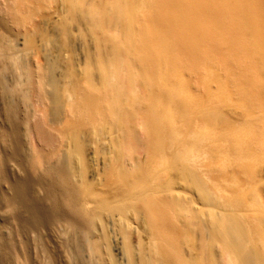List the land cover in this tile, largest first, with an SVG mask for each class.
<instances>
[{"label": "bare ground", "instance_id": "bare-ground-1", "mask_svg": "<svg viewBox=\"0 0 264 264\" xmlns=\"http://www.w3.org/2000/svg\"><path fill=\"white\" fill-rule=\"evenodd\" d=\"M8 1L27 26L32 13L20 4L33 0ZM48 1L63 15L33 26L36 37L23 34V48L0 19V169L25 236L64 220L66 264H264L255 168L264 166V0ZM69 23L92 42L83 64L64 58L73 53ZM37 42L47 66L28 58ZM21 106L37 119L31 143L39 125L67 122L65 148L47 155L36 146L24 160ZM230 110L244 112L242 123ZM98 122L106 132L75 126ZM89 147L104 157L90 180ZM5 158L16 162L12 177ZM42 235L37 245L57 264Z\"/></svg>", "mask_w": 264, "mask_h": 264}, {"label": "rangeland", "instance_id": "rangeland-1", "mask_svg": "<svg viewBox=\"0 0 264 264\" xmlns=\"http://www.w3.org/2000/svg\"><path fill=\"white\" fill-rule=\"evenodd\" d=\"M44 1L39 2V1L35 0V2H34V0H33V1L28 2V3L24 2L25 4L24 3L20 4V8H23V9H20V8L19 9L21 11L24 10L23 13H25V14L26 13L28 14V12L30 14L32 13L31 21L29 22V24H27V26H21V25H19L20 19L18 20V16H17L18 13L16 12V10H14L11 7L10 2L8 0H0V19L4 20L7 23V27L17 37V43L20 44L19 48H23V43H24L23 34L34 32V34H35L34 36L36 37V32L34 31L33 26H35L36 24H39V23H46V25L48 24L51 26L54 23L58 22V19H60L61 15H63V12L60 10L61 5H62L60 2H58V1L53 2V1H48V0H44ZM14 11H15V13H14ZM13 14H15L14 16H16V18L15 17L13 18ZM66 16H62V18L64 17L66 19ZM13 21H15L16 23ZM12 23L18 24L19 26L11 25ZM0 27H2V26H0ZM69 29H70V34L68 35V39H69V41H72L73 53L71 55V53H69L70 51L66 50L65 52H63L64 58L69 59L70 57L73 56L76 63L83 64L84 59H85L86 50H88V49L92 50L93 49L92 42L86 36H81L72 24H70ZM35 46L37 48L36 51H34V53H29L28 58L30 59V61H33V59H34V61L38 62L40 65L43 66V64H44V66H47V62H48L47 53L43 50L40 42H37L35 44ZM35 52H36V54H35ZM8 81H9L8 84H9L10 88H13L14 87L13 82L18 81L17 75L15 73H11V75L8 76ZM18 96H19V93H16L13 91L12 99L15 101H18ZM3 110H4V107L2 105V100H0V111H3ZM32 110H33L32 106L29 107L27 110L25 108H23V106H21V108L19 107L18 114H19L20 119H19L18 123L16 122V125L18 124L17 127H19L20 130H22V131H20V138H21V141L23 144V149H24V160L26 158H28L27 160H29L30 158H34L35 153L33 152V148H36V146L40 147L41 152H43L47 155H48V152H52L56 149L57 150L58 149L59 150L64 149L65 144H66V139L64 138V140L62 142L59 140V138H60V135L65 137L64 135L67 133L66 131L69 130V128H68L69 124H67V122H65V121L63 122L65 124L62 123L63 126H61L62 124H60V125L59 124H52L51 125V124L46 123V124H42L43 126L41 125L42 126V129H41L40 128L41 126L39 125L38 130H37L38 136L36 137V139L33 140V143H31V141L29 140V137L27 136V133H26L27 132V126L29 124L34 125L35 122H37V119H35L33 117ZM241 111L242 110H232V111L230 110L229 111L228 114H229V117H230V120L232 123L236 122V120H237V122H236L237 124H239V122L242 123L241 119L243 118L242 114L244 112L242 111L243 113H241ZM0 118L3 119L4 117L1 116ZM233 118H235V120ZM27 122H28V124H26ZM48 125H50V126L47 127ZM75 126L80 127L81 129L83 128L84 130H89L90 127L93 126L97 129H99V128L103 129V131H105L109 127L108 124H105V123L100 124L99 122L95 123L93 125H87V127H86V125L80 124V123H78V125H75ZM88 126H90V127H88ZM44 128H46V130ZM48 129H50L51 132ZM42 130H44V131H42ZM39 132H40V134H39ZM104 141L107 142V140H104ZM61 142L63 145L61 144ZM60 144H61V146H60ZM140 151L141 150L137 149L136 153H134L133 155H135L139 159H143L144 154H142L143 152H141V154H140ZM139 155H141V156L139 157ZM48 157H50V156H48ZM102 157L103 156L101 154H96L94 152V148L89 147V149L87 151V160L89 159L88 160L89 169L86 172V178L88 180L92 179L93 178L92 176H94V177L96 176L97 169L100 168V166H102V164L104 162V157L103 158ZM1 159H3L2 155L0 156V160ZM12 162L16 164L15 161H12ZM13 163H11V160L9 158H5V167L3 166V168H2V170L6 169L7 172L11 175V177L15 174V167H12ZM24 166L26 167V171L29 174H32V175L35 174L36 171L33 169H30L29 165L26 162H24ZM255 166H256L255 168L259 170V173H257V175H259V177L261 176L260 179H261L262 183H264V166L263 165L261 166L260 164L255 165ZM207 167L209 168V170H211V174L214 177V174L216 175L217 170H218V169H216V166L213 165L212 163L211 164L209 163ZM2 173L5 174V172L1 171V169H0V240H1L0 241V264H24L25 263L24 259H25L26 254L23 250V244L27 245V248H28L27 249V255L30 257V261H31L30 264H41L42 262H43L42 264H52V262H49L48 256L45 255L41 251V246L37 245V244H39V242L37 241V237H38V235H42V234H43L42 236H45V238H46L45 241L49 240V241H47V243L50 242L49 244L51 246L53 253L57 254L56 255V258L58 260L57 264H59V263L60 264H66L64 253L62 252V248H61V244L63 245L64 239H65L64 232L66 231V225H65L64 220H62V219L48 220V221H46L47 226H45V223H43L46 228L43 229V227H42L41 228L42 231L40 230V232H39V230L38 231L35 230V231H33L34 235H33V233H30V234L26 235V236L30 235V237L26 238V236H25L26 232L21 231L20 221L17 218H15V215L13 213V206L15 204H17L18 198L14 195L13 189L10 186L8 187L6 178H4ZM227 175H230V173L226 174V176ZM17 176H23V174L18 173ZM228 177L229 176H227L226 179H230ZM240 180H241V178H240ZM251 182H253V180H251ZM34 183H36V185L33 188H34V191H36L37 189H39V184H41V182L39 180H35ZM263 186H264V184H263ZM262 190H263V188H262ZM250 192H248L247 194H250ZM262 194L264 195V192ZM36 232H38V234ZM34 240L36 241V243ZM110 241H111V239H110ZM111 245L114 246L113 243ZM4 256H6V257H4ZM13 259H14V261H13ZM23 260H24V263L22 262Z\"/></svg>", "mask_w": 264, "mask_h": 264}]
</instances>
